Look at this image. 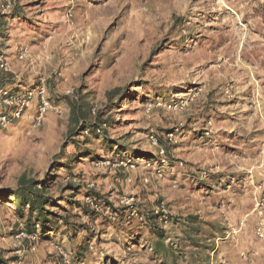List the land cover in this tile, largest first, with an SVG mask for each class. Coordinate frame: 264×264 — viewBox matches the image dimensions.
<instances>
[{
  "label": "rangeland",
  "instance_id": "1",
  "mask_svg": "<svg viewBox=\"0 0 264 264\" xmlns=\"http://www.w3.org/2000/svg\"><path fill=\"white\" fill-rule=\"evenodd\" d=\"M1 58L0 89L33 93L20 118L0 99L4 264H264V0H0Z\"/></svg>",
  "mask_w": 264,
  "mask_h": 264
},
{
  "label": "built area",
  "instance_id": "2",
  "mask_svg": "<svg viewBox=\"0 0 264 264\" xmlns=\"http://www.w3.org/2000/svg\"><path fill=\"white\" fill-rule=\"evenodd\" d=\"M21 58H24L23 56ZM1 62V67L5 70V71H9L10 70V66L9 63H5L2 61V58L0 59ZM45 92L44 89L41 90V95H43V93ZM33 98V93L30 92L28 95H11L6 89L1 88L0 89V99H2V101L6 104H11L14 108H15V112H14V118H20L23 111L28 109L31 105V100ZM50 103L45 101L42 98V102L40 104L39 107V111H38V117H37V124L40 125L43 117L45 115V112L47 111L48 107H49ZM177 106V104H175ZM173 106L170 104L169 108L171 109ZM11 122V119L8 115L6 114H0V129L2 128H6L7 125ZM176 131H178V129H176ZM211 130H207L205 132V135L208 136L210 135ZM175 131L171 132L168 135V139L170 141H174L175 139ZM152 141L154 143V145H157V139H155L154 137H152ZM161 156L164 157V150H161L160 152ZM163 162H165V160H162ZM108 164H110V162H107ZM130 167L132 169H135L136 165L135 163H132L131 161H129ZM148 168H151L153 165L151 163L147 164ZM156 174L157 178H163V173L161 170H158ZM148 182V181H147ZM258 190L260 192L264 191V176L263 179L258 187ZM92 203V200L90 199V201ZM255 211H258L259 217H260V221L257 223L256 227H255V236L256 238L260 241V243L262 244V247L264 249V199L260 198L256 200V205H255ZM154 213L157 215L158 219L160 222L168 224L170 222V218H171V213L169 208L167 207L166 203L162 202L160 203L155 209H154ZM242 227L245 225L244 223H241ZM40 225H37V228H39ZM22 235H24L22 233ZM31 239H33V241L37 240V235L33 234L32 236H30ZM33 251L35 249H32ZM259 253L254 251L253 255H258ZM242 257H244L245 259H247L248 254L247 253H242Z\"/></svg>",
  "mask_w": 264,
  "mask_h": 264
},
{
  "label": "trees",
  "instance_id": "3",
  "mask_svg": "<svg viewBox=\"0 0 264 264\" xmlns=\"http://www.w3.org/2000/svg\"><path fill=\"white\" fill-rule=\"evenodd\" d=\"M5 78L6 75L0 71V87L5 85ZM58 100V98H57ZM89 129L96 134L94 127L88 126ZM117 145V143H115ZM118 146V145H117ZM111 147H114L111 145ZM85 156V155H84ZM21 187L13 192L11 194L12 198L14 199V202L16 203L17 207L19 208V211L22 212L23 208L29 207L30 209V217L35 213L38 212V218L39 221H41L42 225L49 224L48 219H46L47 211L45 209V205L48 203L46 200L45 195L43 194V190L47 188L45 183H42L41 186L43 187V190H38L36 186L34 185V182L27 181L24 177L20 178ZM205 184V181L204 183ZM76 187H70L69 190H75ZM49 215H52V213H49ZM195 218V216H193ZM153 220H157L156 217H153ZM157 241L154 242L152 246V250L154 251V254L161 255L162 258H166L168 254L175 253L171 247H168L165 245L164 242V235L157 232L156 233ZM0 264H4V261L0 257Z\"/></svg>",
  "mask_w": 264,
  "mask_h": 264
},
{
  "label": "crops",
  "instance_id": "4",
  "mask_svg": "<svg viewBox=\"0 0 264 264\" xmlns=\"http://www.w3.org/2000/svg\"><path fill=\"white\" fill-rule=\"evenodd\" d=\"M232 132H233V131H232ZM240 135H241V134H240ZM234 137H235V134H234ZM243 145H245V144H242V142H241V148H242ZM203 185H204V184H203Z\"/></svg>",
  "mask_w": 264,
  "mask_h": 264
}]
</instances>
